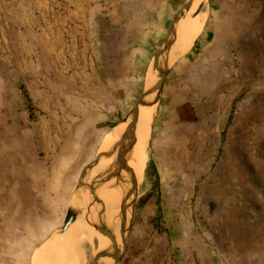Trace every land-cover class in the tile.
<instances>
[{
    "label": "rangeland",
    "instance_id": "obj_1",
    "mask_svg": "<svg viewBox=\"0 0 264 264\" xmlns=\"http://www.w3.org/2000/svg\"><path fill=\"white\" fill-rule=\"evenodd\" d=\"M122 2L0 0V68L6 77L15 80L18 89H22L29 110V115L21 114L23 123L12 127V132L21 133L29 150H37V145L42 144V131H58V140L61 139L64 148L68 146V143L63 144L68 141L65 137L70 135V140L74 137L77 142L72 154L74 161L85 164L84 170L77 171L72 193L69 188L60 190L58 198L61 200L49 202L46 199L51 195H45L41 202L44 217L28 219L30 225L38 226L39 222L41 228L43 225L50 228L45 230V237L38 239L35 247L28 250L29 256L24 257L22 264H69L76 251V257H72L78 258L80 264H203L204 256L201 257L202 251L197 250L198 244L210 243L214 254H218L219 244L222 247L220 237L214 235L212 221L213 211L220 205L211 198L222 192L218 184L227 177L224 175L227 172L221 170L220 183H217L219 177H216L215 164L220 158L218 151L226 140L224 134L228 129V121L220 119L229 115L233 98L226 90L213 95L216 90H213L212 82L204 84L207 76L214 77L204 74L206 66L215 77H222L220 82L225 81L226 76L217 75L220 66H214L213 58L204 57L212 55L217 48L211 43L197 46L192 54L180 55L169 72L146 127L147 136L141 148L145 151L142 156L146 162L141 164L147 163V169L142 176L134 178L137 168L131 170L116 165L122 154L103 169L101 175L94 173L95 162L107 154L112 156L113 153L109 152L113 147L118 155L116 133L141 98L146 86L147 65L163 47L167 35L158 30L153 35L156 41L149 39L144 43L126 27L111 24L107 13L114 21L126 18L118 10ZM199 52H203L202 57ZM3 61L11 70L2 64ZM89 131L93 136L88 135ZM112 137L114 146L111 143L106 145ZM17 138L14 139L16 145ZM119 146L124 147L122 143ZM86 148L91 151L88 153ZM186 172H189L188 176ZM190 176L193 183L188 187L183 183ZM95 178L101 180L96 185L101 190L98 197L93 193L86 195L87 185L84 186ZM121 179L123 183H120ZM134 180L139 186L126 201L124 190L131 189ZM214 182L218 186H212ZM113 188H120L123 193H117ZM21 189L26 187L16 186L14 182L10 186L0 184V196ZM106 197L111 199L108 207L103 203ZM12 204L14 207L10 212L14 216L10 219H5L0 207V244L20 240V236L23 241L31 240L35 235L28 232L14 238L6 237L8 228L5 227L11 228L15 222L20 227L23 220L14 210L21 209L24 203ZM124 205L125 211L122 209ZM90 206H99L97 210L104 212L88 220L89 224L76 232L90 214L85 213ZM30 211L35 213L28 209L25 214ZM70 212L75 218L78 216L79 219L81 215L82 218L64 230ZM107 214H115L118 222L114 218L110 220ZM102 216L108 220L104 229L111 230L107 236L98 231V220ZM42 221L44 224L40 223ZM27 224L20 228L37 231L35 227L26 229ZM69 233L77 238L75 242L79 240L73 249ZM110 237H116V240L111 242ZM115 242L118 243L116 263L112 256ZM104 248L105 252L102 251ZM64 249H71L65 254H72L64 256ZM21 252L24 250L14 248L9 254ZM100 253L102 257H99ZM44 254L49 255L45 258ZM215 261L212 257L206 264Z\"/></svg>",
    "mask_w": 264,
    "mask_h": 264
},
{
    "label": "crops",
    "instance_id": "obj_2",
    "mask_svg": "<svg viewBox=\"0 0 264 264\" xmlns=\"http://www.w3.org/2000/svg\"><path fill=\"white\" fill-rule=\"evenodd\" d=\"M121 1L123 2L118 6V10L124 13L126 18L122 21H114V18L107 13L108 21L119 27H126L144 43L149 39L156 41L157 38L153 35L158 30L165 32L167 35L163 46L166 45L171 30L176 29L178 42V52L175 53L176 62L180 55L195 52L197 46L202 47L211 43L218 48L212 51V55L208 54L204 57L213 58L214 66H220L221 70L217 75H226L225 81L220 82L222 77H215L214 73H210V67L206 66L204 74L214 75V77L207 76L204 84L209 85V82H212L213 90H216L213 95L217 91L220 93L226 90L231 99L233 98L229 115L227 118L222 116L220 119L228 121V129L224 134L226 140L222 142L218 151L220 158L215 164L216 177L220 176L221 170L224 173L227 172V175L224 174L227 177H223L221 183L219 177L217 183H220L218 185L222 187V192L215 193L211 198L220 205L213 211L212 221L214 235L220 237L222 247L219 244V252L214 254L211 252L212 245L205 242L198 244L197 250L202 251L203 264L212 257L213 260L216 259L214 264H264V0ZM187 3L188 7L183 14ZM197 11L204 14L203 24L195 35L190 49L183 51L184 24ZM206 27L209 28L206 29ZM240 45L245 46L242 48ZM237 46L240 48L238 49ZM157 53L152 56L147 65L145 88L157 76V67L161 65L157 62L163 58V55L157 56ZM202 53L199 52L201 57ZM176 62L170 67L166 78ZM2 64L9 68L7 62L3 61ZM227 69L229 73L226 72ZM4 73L5 71L0 68V184L10 186L14 182L16 186L26 187V189L0 196V202H2L0 207L4 211L5 219H10L14 216L10 212V209L14 207L12 203L23 202L21 209L17 207L18 209L14 210L18 211L17 215L23 219L20 227L23 228L28 223L26 229L35 227L37 231H23L17 222L11 228L6 224L5 228H8L6 237L14 238L29 233H35V235L34 237L31 235V240L27 238L23 241L20 236V240L15 238L17 241L1 243L0 264H22L24 257L26 259L29 256L28 250L35 247L36 241L45 237V233L47 234L45 230L50 228L44 225L41 228L39 222L38 226L30 225L31 221L28 222V219L44 217L41 202L43 203L42 198L45 195H51L46 199L49 202L60 201L61 197L58 198V196L63 189L65 191L69 188V192L72 193L71 187L77 182V171L84 170L85 164L74 161L72 154L77 145L74 137L72 140L70 135L65 137L68 141L63 144L68 143V146L64 148L61 139L58 140L60 138L57 135L58 131L49 133L42 131L43 141L42 144L37 145V150L34 148L29 150L25 147L21 133L15 134L11 128L19 127V124L23 123L21 114L29 115L28 100L26 98L24 100L22 89H18L15 80L6 77ZM152 109L153 106L146 110L150 113ZM106 119L108 120V117ZM107 120L105 124L108 123ZM88 135L93 136L92 131H89ZM15 138H17V145L14 143ZM112 141L115 142L113 137L106 145ZM143 143L142 135L136 148ZM85 150L88 153L91 151L90 148ZM172 164L176 168V164ZM186 174L188 176L189 172ZM192 183L190 176L183 184L190 187ZM87 184L85 183L84 186ZM215 184V182L211 183L212 186ZM49 186L53 189H49ZM29 202L35 204L32 205ZM28 209L34 210L35 213L30 211L25 214ZM40 223L44 224L43 221ZM14 248L24 252L10 255Z\"/></svg>",
    "mask_w": 264,
    "mask_h": 264
},
{
    "label": "bare ground",
    "instance_id": "obj_3",
    "mask_svg": "<svg viewBox=\"0 0 264 264\" xmlns=\"http://www.w3.org/2000/svg\"><path fill=\"white\" fill-rule=\"evenodd\" d=\"M204 15V14H203ZM203 15H202V13H200L199 11H197V12H195V13H193L192 14V16H191V18L184 24V27H183V43H182V48H183V51H188L189 49H190V47L192 46V43H193V40H194V38H195V35H197V32H198V30L200 29V27H201V25L203 24L202 23V19L204 18L203 17ZM180 40H182V39H180ZM178 52V51H177ZM177 56V55H176ZM161 60H162V58H160L159 60H158V62H157V64L158 63H161ZM158 68V72H157V75H158V73H159V69H160V67L158 66L157 67ZM146 109H148V108H145V109H143L142 110V112L140 113V116H139V118L138 119H134V120H132V123H131V126H132V129H133V132H134V137H135V140H136V144H135V146H134V152L133 153H131V152H128V151H125V148L124 147H120L119 145V140H120V136H121V131H122V129L121 128H119L118 129V131H117V137H118V135H119V138H118V146H117V149H118V155L116 156L115 155V149H114V147H113V150L111 151V152H109V154L110 153H113L112 154V156H110V155H108L107 154V156L105 157H102L101 159H99V160H97V162H95V163H97L96 165H95V167H94V173H95V175H97V174H102V171H103V169H105V168H107L109 165H110V163L115 159V158H117L118 156H120L121 154H125V157H123V163L125 164V165H127V163H128V156H129V154H130V161H129V163H128V167L132 170H134V169H136V171H135V177L134 178H138L137 176H142V174L146 171V167H147V163H143V164H141L142 162H146V160H145V156L143 157L142 156V153L144 154L145 153V151L143 150V149H141L142 147H143V145H144V143H145V139H146V136H147V130H146V127H147V123L149 122L150 123V119H152V113H153V110H154V107H153V109H152V112H148V110H146ZM141 131H143L142 133H141ZM142 135H143V139H144V143L142 144V146H140L139 148L137 147L136 148V146H137V144H138V142H140V139H141V137H142ZM142 141V140H141ZM113 145V144H112ZM139 145H141V144H139ZM114 146V145H113ZM111 148V147H110ZM136 148V149H135ZM108 150V149H107ZM122 156V155H121ZM126 162V163H125ZM94 164V163H93ZM120 173H122V171L120 172ZM99 176V175H98ZM145 177V176H144ZM147 178V177H146ZM127 179V178H126ZM100 179H92L88 184H87V186H86V189H87V192H86V195H88V193L89 194H92V193H96L97 194V192H99V191H95V188H98L96 185H97V183H99L98 181H99ZM135 181V180H134ZM100 182H101V180H100ZM124 181H123V179H121V181H120V183H123ZM100 184V183H99ZM98 184V185H99ZM131 184V183H130ZM132 187H131V189H129V188H127V190H124V196H125V199H126V201H128L129 199H128V197H130V195L131 194H133L135 191H136V188L139 186V183L137 182V181H135V184H133V185H131ZM100 188V187H99ZM114 189V188H113ZM118 189V188H117ZM117 189H114V190H116L117 191V193H123V191L119 188L118 190ZM139 189V188H138ZM107 190H109V188H107ZM85 191V190H84ZM127 191V194H125V192ZM130 191V192H129ZM128 192H129V194H128ZM106 193V192H105ZM90 196V195H89ZM105 196V195H104ZM106 196H108V195H106ZM109 196H110V194H109ZM112 196V195H111ZM91 197V196H90ZM113 198L115 197V196H112ZM86 198H88V196L86 197ZM131 200H132V197L130 198ZM104 201H103V203H104V207H108V205L110 204V201H111V199H110V197L108 198V197H106L105 199H103ZM125 204V203H124ZM126 205V204H125ZM125 205L122 207V209H123V211H125ZM104 207H103V209H104ZM83 208H84V204H83ZM99 208V206L97 207V208H95V206L94 207H88V209H86V214H88V213H90L89 215H87L86 217H85V219H84V221H85V223L83 224V223H81L79 226H78V228L76 229V232H78L79 230H81L83 227H85L86 225H88L89 224V222H88V220H90V219H93L94 217H96V216H98L100 213H102V212H104V211H102V212H100L99 210H97ZM100 208H102V206L100 205ZM109 212L110 213H112V211H110L109 210ZM108 216L107 217H110V220H112V218H114V215L113 214H107ZM106 216V215H105ZM105 216H102V217H100L99 218V225L98 224H96V225H98L99 226V229H98V231H100V232H102L103 231V229H104V227H105V225H106V222L108 221L107 220V218L105 217ZM82 218V215L80 216V218L78 219V216L75 218V220H74V222L76 221V222H78L80 219ZM109 219V218H108ZM119 219V218H118ZM117 219V220H118ZM109 220V221H110ZM113 220H115V218L113 219ZM112 220V221H113ZM117 220H115V222H118ZM72 226V225H71ZM70 226V227H71ZM92 226H93V224H92ZM95 226V225H94ZM93 226V227H94ZM108 227V226H107ZM70 229V228H69ZM94 229H95V227H94ZM92 230V229H91ZM74 232V231H73ZM76 232H74V234L76 233ZM72 233V232H71ZM71 233H69V234H71ZM74 234H71L70 236H71V238H72V240L69 242L70 243V246H72V248L71 249H73V248H75L76 247V244L78 245L79 244V240H77V242H75L76 241V239L77 238H74ZM82 234H84V232L82 233ZM101 235V234H100ZM65 236H68V234L67 235H65ZM65 236H62L61 238H63V237H65ZM77 236V235H76ZM114 237H110L109 239H110V241L111 242H114V239H113ZM101 240H103V238H101ZM64 241V240H63ZM61 242V241H60ZM62 243V242H61ZM67 243V242H66ZM63 244V243H62ZM73 244V245H72ZM63 247H64V245H63ZM69 247V246H68ZM79 247V246H78ZM56 248V247H55ZM63 249V248H62ZM71 249H64L63 251H64V256H68V254L69 255H71L72 253H68V254H65V252H68L67 250H71ZM79 250V249H78ZM105 248L104 249H102V251L103 252H105ZM57 252H58V250H57ZM71 252H73V251H71ZM51 253V252H50ZM49 253V254H50ZM60 253V252H59ZM75 253V255H76V253H77V251L76 252H74ZM74 253H73V255H71V259L69 260V264H80V261H79V259L78 258H73L75 255H74ZM49 254H47V255H49ZM47 255L46 254H44V256H46L45 258H47ZM61 255H62V250H61ZM43 256V255H42ZM51 256V255H50ZM58 256V255H57ZM66 256V257H67ZM73 256V257H72ZM76 257V256H75ZM79 257V256H78ZM58 258L59 257H57V260H58ZM60 260V259H59ZM55 261V260H54ZM60 263V262H59ZM38 264V263H37ZM57 264V263H56ZM84 264V263H83Z\"/></svg>",
    "mask_w": 264,
    "mask_h": 264
},
{
    "label": "water",
    "instance_id": "obj_4",
    "mask_svg": "<svg viewBox=\"0 0 264 264\" xmlns=\"http://www.w3.org/2000/svg\"><path fill=\"white\" fill-rule=\"evenodd\" d=\"M189 3V2H188ZM188 3L186 4V7L183 11V14H185V11L188 7ZM180 17V16H179ZM182 18V16L180 17ZM177 35H176V29H172L170 36L168 38V41L166 45H164L161 50L157 53V56L159 54L163 55L162 62L160 65L159 73L158 75L154 78V80L144 89L143 94L141 98L136 102L134 105L132 111L128 115V117L121 123L119 128L122 129L121 131V136H120V144L125 147V151L128 152H134V146L136 144V140L134 137V132L131 126L132 120L138 119L140 116V113L142 112L143 109L145 108H150L154 105L155 101L158 98V94L164 84L166 75L168 71L170 70V67L176 62L177 58L175 57V53L177 52ZM172 52V53H171ZM123 157H125V154H122V156L118 157V160H116V165H118L119 168H127L130 169L127 165L123 163ZM126 163V162H125ZM116 167V166H115ZM100 191V188H96L95 191ZM98 193H93L95 197H98ZM75 215L74 213L69 214L67 222L64 226V230L69 228L73 223H74ZM104 235H109L111 233V230L104 229L102 231ZM123 235V234H122ZM114 241L116 240V237L113 238ZM124 239V238H123ZM118 250V243L115 242L114 244V253H113V258L116 263L117 258H116V252ZM102 257V253H100V256Z\"/></svg>",
    "mask_w": 264,
    "mask_h": 264
}]
</instances>
